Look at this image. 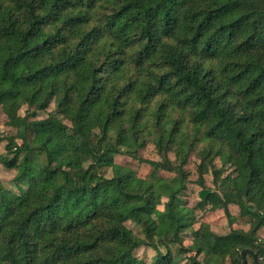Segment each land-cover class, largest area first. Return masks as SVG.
Segmentation results:
<instances>
[{"label": "trees", "instance_id": "trees-1", "mask_svg": "<svg viewBox=\"0 0 264 264\" xmlns=\"http://www.w3.org/2000/svg\"><path fill=\"white\" fill-rule=\"evenodd\" d=\"M0 111L15 129L0 131V164L14 171L12 188L0 180V264H240L242 249L263 252L264 0H0ZM147 141L159 159L138 156ZM199 210H222L224 232Z\"/></svg>", "mask_w": 264, "mask_h": 264}, {"label": "rangeland", "instance_id": "rangeland-1", "mask_svg": "<svg viewBox=\"0 0 264 264\" xmlns=\"http://www.w3.org/2000/svg\"><path fill=\"white\" fill-rule=\"evenodd\" d=\"M53 108V104L50 105L48 110H51ZM20 114H24V107L21 108ZM41 116H45V113H41ZM0 131L4 136L8 135H13L15 134V129L7 126L6 125V117L5 115L0 111ZM31 130L28 131L27 137L31 138ZM20 142V140H17ZM4 144L5 141H2L0 143V153H4ZM138 156L142 158H147V159H154L157 160L159 159V155L157 153L156 147L152 141H147L145 145L142 148H139L137 151ZM171 159H174V155L172 153L169 154ZM42 159H44L43 156H41ZM114 161L116 163L122 164L126 167H130L133 170H135L139 175H146L150 172L151 166L145 162H141L138 159L125 155V154H117L114 156ZM199 159L195 153H191L188 158L187 162L185 165V169L187 170L189 174V180L186 186V191H185V196L186 200L188 201L189 205H194L198 198V192H199V186L195 184V180L197 177V172H196V165L198 164ZM217 164H220V162L217 159ZM224 172L228 171L229 168H224ZM14 171L6 169L2 164H0V180L2 183L9 188H12V184L10 181V178L12 177ZM104 173L106 176L111 175L110 169H105ZM161 175H169L170 173L164 170L160 171ZM171 175V174H170ZM204 180L205 183L212 187V177L210 173L204 174ZM230 211L233 214H237L238 208L235 205L229 206ZM197 217L200 220H205L208 221L212 224V227L215 229L216 232H224V226L226 224V218L224 217L223 211L222 210H216V211H198L197 212ZM238 224L241 225L240 219L238 220ZM128 227L132 228L134 231H136V227L134 226L133 223L127 222ZM257 236L259 238L264 237V229L260 228V230L257 233ZM172 247V250H174V247ZM160 251L163 252L164 248L161 247ZM134 254L137 255L138 257L143 258L147 263H150L152 258L155 255L154 250H152L149 247L146 246H141L137 249H135ZM185 264V263H183ZM247 264H250V258L247 257Z\"/></svg>", "mask_w": 264, "mask_h": 264}, {"label": "water", "instance_id": "water-1", "mask_svg": "<svg viewBox=\"0 0 264 264\" xmlns=\"http://www.w3.org/2000/svg\"><path fill=\"white\" fill-rule=\"evenodd\" d=\"M247 255L250 256L253 264H260L257 255L249 248H244L240 251V259H241L240 264L247 263V258H246Z\"/></svg>", "mask_w": 264, "mask_h": 264}, {"label": "crops", "instance_id": "crops-1", "mask_svg": "<svg viewBox=\"0 0 264 264\" xmlns=\"http://www.w3.org/2000/svg\"><path fill=\"white\" fill-rule=\"evenodd\" d=\"M230 206H231V205H230ZM231 213H232V212H231ZM262 228L264 229V227H262ZM212 229L215 230L213 227H212ZM257 239H258L259 243L261 244V247H263V246H264V237L259 238V237L257 236ZM247 257L250 258V256H248V255L246 256V258H247ZM246 264H247V263H246ZM250 264H253L251 258H250Z\"/></svg>", "mask_w": 264, "mask_h": 264}, {"label": "built area", "instance_id": "built-area-1", "mask_svg": "<svg viewBox=\"0 0 264 264\" xmlns=\"http://www.w3.org/2000/svg\"><path fill=\"white\" fill-rule=\"evenodd\" d=\"M258 261L260 264H264V246H263V252L261 253Z\"/></svg>", "mask_w": 264, "mask_h": 264}]
</instances>
